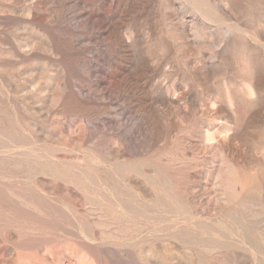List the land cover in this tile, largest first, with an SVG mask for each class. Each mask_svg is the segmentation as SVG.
Returning <instances> with one entry per match:
<instances>
[{
	"label": "rangeland",
	"instance_id": "obj_1",
	"mask_svg": "<svg viewBox=\"0 0 264 264\" xmlns=\"http://www.w3.org/2000/svg\"><path fill=\"white\" fill-rule=\"evenodd\" d=\"M0 264H264V0H0Z\"/></svg>",
	"mask_w": 264,
	"mask_h": 264
}]
</instances>
